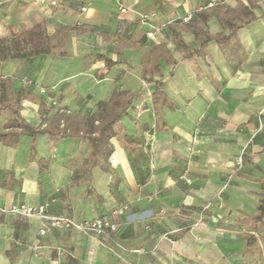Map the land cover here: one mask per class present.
Instances as JSON below:
<instances>
[{
    "label": "crops",
    "instance_id": "obj_1",
    "mask_svg": "<svg viewBox=\"0 0 264 264\" xmlns=\"http://www.w3.org/2000/svg\"><path fill=\"white\" fill-rule=\"evenodd\" d=\"M33 28L47 53L0 58V205L117 230L0 213V264L264 259V0H0L10 52Z\"/></svg>",
    "mask_w": 264,
    "mask_h": 264
},
{
    "label": "built area",
    "instance_id": "obj_2",
    "mask_svg": "<svg viewBox=\"0 0 264 264\" xmlns=\"http://www.w3.org/2000/svg\"><path fill=\"white\" fill-rule=\"evenodd\" d=\"M208 7L213 6V2L207 4ZM119 11L125 13L127 9L120 6ZM142 21L147 19V16H140ZM189 18H184V21H187ZM153 32L147 34L148 37H152ZM0 213H7L21 217H39L47 222V228H44L40 231V234H45L47 229H62L69 230L75 229L84 234H92L96 237H99L105 241L112 240L113 234L117 230L116 224L111 222L107 217H101L92 220H83L76 221L68 217H50L47 215L46 206H28V205H12L9 208H6L0 205ZM118 214L123 213V209L117 210ZM197 223H202L200 219L197 220Z\"/></svg>",
    "mask_w": 264,
    "mask_h": 264
},
{
    "label": "trees",
    "instance_id": "obj_3",
    "mask_svg": "<svg viewBox=\"0 0 264 264\" xmlns=\"http://www.w3.org/2000/svg\"><path fill=\"white\" fill-rule=\"evenodd\" d=\"M23 39L30 43L31 46L27 50L21 49L17 52H10L8 50V46L0 41V58H11V59H24L28 57H34L39 54L47 53L48 50L43 48V38L41 36V33L39 29L33 28L26 34V36L23 37ZM106 64H109L108 61H106ZM7 128H22L26 131V133L30 135H34L36 133L35 130L30 128L26 123H24L18 116L17 113L14 114L13 118H11L8 123L6 124ZM1 137V136H0ZM262 197L258 203L257 206V214L254 217V222L256 223V230L259 231V228L262 227L264 224V183L262 185ZM260 226V227H259ZM246 254L249 253L252 261H255L258 264H264V259L261 255V251L259 248V244L257 242V239L254 236H247L246 237ZM244 264H250V262H245Z\"/></svg>",
    "mask_w": 264,
    "mask_h": 264
}]
</instances>
